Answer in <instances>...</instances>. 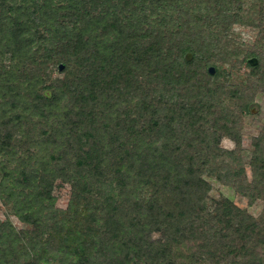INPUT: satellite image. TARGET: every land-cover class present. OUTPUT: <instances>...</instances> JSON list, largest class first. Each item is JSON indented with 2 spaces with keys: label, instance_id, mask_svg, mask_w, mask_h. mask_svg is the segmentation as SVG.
<instances>
[{
  "label": "trees",
  "instance_id": "obj_1",
  "mask_svg": "<svg viewBox=\"0 0 264 264\" xmlns=\"http://www.w3.org/2000/svg\"><path fill=\"white\" fill-rule=\"evenodd\" d=\"M242 1L0 0V200L29 225L0 220V264H174L178 246L192 261L264 264L258 218L227 197L208 208L203 175L225 152L222 135L241 142L232 133L253 99L208 69ZM260 1L256 46L242 58L255 93ZM59 64L63 78L47 82ZM14 81L26 85L3 88ZM225 91L241 98L234 110ZM249 164L239 191L264 202V132ZM58 175L71 186L65 208L50 194Z\"/></svg>",
  "mask_w": 264,
  "mask_h": 264
},
{
  "label": "rangeland",
  "instance_id": "obj_2",
  "mask_svg": "<svg viewBox=\"0 0 264 264\" xmlns=\"http://www.w3.org/2000/svg\"><path fill=\"white\" fill-rule=\"evenodd\" d=\"M94 7L93 4H89ZM260 0H243L242 9L240 11L241 19L236 23H233L229 29L226 30V34L223 35L221 46L211 50L213 54L210 59L209 65H214L215 68L219 69L218 77L223 79L225 82L228 81L230 88L235 85H240L243 88L242 95L245 97L253 94L252 103L249 105L248 111L241 115L237 123V127L232 134L240 133L241 142L238 144L234 137L229 135H222L219 140L220 148L224 149L225 152L219 155L214 162L210 163L208 167L203 171L205 178L211 183L209 190V197L207 198L208 208H211L212 203L215 199L227 197L238 206L246 209L249 213L253 214L259 220V227L264 229V216L262 215V209L264 202L262 199H254L252 203H249L248 198L240 193L241 185L246 186L252 179V168L249 164L252 149V137L264 132V93L253 91L250 89V80L248 78V72L250 66L247 65L244 58L246 51L253 50L255 48L258 31L263 23L260 19L261 11ZM96 11L92 14L94 15ZM187 53H191L187 51ZM192 58V53L189 55ZM253 58V57H250ZM248 58V61L249 59ZM256 64V63H255ZM200 65L202 70L203 66ZM62 68H58L57 65H48L44 70V78L47 82L52 80L61 79L64 76ZM227 76V77H226ZM26 85V84H24ZM19 86L12 82L11 86L5 85L3 88L6 91L18 92ZM226 92V91H225ZM225 93L224 105L230 110H234L237 105V101L241 98H234L230 94ZM222 113L219 114V116ZM230 151L231 153H229ZM220 172L221 178H217V174ZM241 171L239 175L226 174L232 171ZM102 179V177H99ZM96 177H91V181L95 180ZM224 180V181H223ZM145 195L149 193L143 191ZM50 194L54 197L55 206L65 208L67 206L70 194L71 186L66 180L64 175H58L55 177L50 185ZM260 218H262L260 220ZM10 220L13 225L17 228H25L29 225L21 221L12 211L11 205H8L0 200V220ZM151 238H161V233L154 231L151 234ZM175 248V247H174ZM173 248V259L174 264H209V261H202L201 258L192 261L188 258V251L183 246H178L176 252ZM59 264V263H52Z\"/></svg>",
  "mask_w": 264,
  "mask_h": 264
},
{
  "label": "water",
  "instance_id": "obj_3",
  "mask_svg": "<svg viewBox=\"0 0 264 264\" xmlns=\"http://www.w3.org/2000/svg\"><path fill=\"white\" fill-rule=\"evenodd\" d=\"M189 55H191V53H187V54L185 55L187 59L190 58ZM249 62L252 63V64H255V63L257 62V59H256L255 57L250 58V59H249ZM62 67H63V65H62V64H59V68H62ZM208 69H209L210 72H213V71H214V66L210 65V66L208 67Z\"/></svg>",
  "mask_w": 264,
  "mask_h": 264
}]
</instances>
